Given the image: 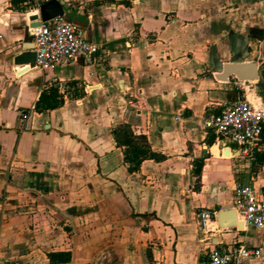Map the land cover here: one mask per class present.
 Returning a JSON list of instances; mask_svg holds the SVG:
<instances>
[{"label":"crops","instance_id":"obj_1","mask_svg":"<svg viewBox=\"0 0 264 264\" xmlns=\"http://www.w3.org/2000/svg\"><path fill=\"white\" fill-rule=\"evenodd\" d=\"M57 1L102 59L21 72L13 57L33 50L38 13L0 0V264H200L238 246L263 252L242 264H264V231L216 220L237 186L264 184V150L252 162L202 130L238 99L264 109L259 81L216 77L264 64V0ZM49 88L63 105L39 113ZM121 125L163 160L130 173ZM205 208L216 215L202 243Z\"/></svg>","mask_w":264,"mask_h":264},{"label":"built area","instance_id":"obj_2","mask_svg":"<svg viewBox=\"0 0 264 264\" xmlns=\"http://www.w3.org/2000/svg\"><path fill=\"white\" fill-rule=\"evenodd\" d=\"M48 0H27L25 10L39 13L40 7ZM34 37L35 67L40 70L54 69L59 65H68L81 57L88 65H94L102 59L100 46L88 41L83 30L64 17H58L31 30ZM206 135H212L217 141H229L236 144L242 155L255 161L258 153L264 150V109L252 105L247 99H238L226 105L220 113L211 114L202 123ZM234 210L237 220L245 227L264 231V184L255 182L237 186L234 193ZM216 213L210 209H201L198 219L202 230L200 242L211 241L214 231L209 226L214 222ZM239 228V227H238ZM217 231H220L217 229ZM262 249L246 246L234 248H212L200 264H242L245 260L261 258Z\"/></svg>","mask_w":264,"mask_h":264},{"label":"water","instance_id":"obj_3","mask_svg":"<svg viewBox=\"0 0 264 264\" xmlns=\"http://www.w3.org/2000/svg\"><path fill=\"white\" fill-rule=\"evenodd\" d=\"M63 7L57 0H49L44 3L39 13L30 18V29H34L40 25V22H47L58 17H63ZM36 53L34 50H26L22 53H17L13 57L15 66H20L21 72L27 71L35 67ZM19 72V73H21ZM234 76L238 81H259L263 89L261 94L264 99V64L258 65L256 63H241V64H225L222 73L217 75L220 81H228L229 77ZM230 216L229 222L225 221L226 217ZM218 225L222 229H230L232 227H239L237 223L236 211L234 209L228 211H220L216 215Z\"/></svg>","mask_w":264,"mask_h":264},{"label":"trees","instance_id":"obj_4","mask_svg":"<svg viewBox=\"0 0 264 264\" xmlns=\"http://www.w3.org/2000/svg\"><path fill=\"white\" fill-rule=\"evenodd\" d=\"M25 0H23L24 3ZM63 105L58 90L49 88L42 92L35 110L39 113L54 110ZM114 139L117 146L124 150V162L128 165L130 173L137 172L143 161H161L163 157L154 153L144 135L135 134L128 126L121 125L114 131Z\"/></svg>","mask_w":264,"mask_h":264},{"label":"bare ground","instance_id":"obj_5","mask_svg":"<svg viewBox=\"0 0 264 264\" xmlns=\"http://www.w3.org/2000/svg\"><path fill=\"white\" fill-rule=\"evenodd\" d=\"M237 223H238L239 228L243 229V224L242 223L240 224V222L238 220H237Z\"/></svg>","mask_w":264,"mask_h":264},{"label":"rangeland","instance_id":"obj_6","mask_svg":"<svg viewBox=\"0 0 264 264\" xmlns=\"http://www.w3.org/2000/svg\"><path fill=\"white\" fill-rule=\"evenodd\" d=\"M262 92V89L261 88H259L258 89V93H261ZM260 96V95H259ZM261 98V97H260Z\"/></svg>","mask_w":264,"mask_h":264}]
</instances>
